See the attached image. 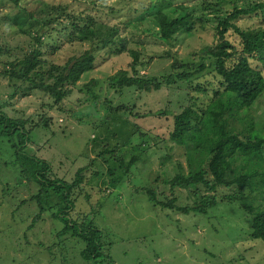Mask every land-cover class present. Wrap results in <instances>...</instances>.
I'll list each match as a JSON object with an SVG mask.
<instances>
[{
    "label": "rangeland",
    "instance_id": "rangeland-1",
    "mask_svg": "<svg viewBox=\"0 0 264 264\" xmlns=\"http://www.w3.org/2000/svg\"><path fill=\"white\" fill-rule=\"evenodd\" d=\"M202 1L26 0L22 7L37 16L41 9L44 10L42 15L52 14L43 5L62 6L69 14L94 16L99 27L118 25L120 36L131 42L128 49L140 51V58L145 63L149 61L139 74L159 79L170 72L172 64V60L165 56L166 51L173 53V58L182 64L196 66L202 60L200 50L214 42V31L206 26L204 31L195 34L178 35L170 45L156 38L158 29L152 17H146L137 25L134 17L144 13V8H152L153 4L170 17L184 14L176 9L180 4L189 11L193 10L197 16L212 17L213 14H208L204 9ZM213 1L222 10L218 16H226L234 7L239 9L251 3L264 4V0ZM17 11L11 3L0 0V109L10 118L24 120L26 130L41 120V116L51 118L48 128L36 129L22 150L46 162L51 170V178L71 184L77 170L85 169L80 173L83 181L72 195L74 208L70 209L69 217L82 226L87 217L102 232L100 252L105 256L101 258L103 264H264V244L248 239V222L243 211L238 209V204H218L206 214H184L153 207L149 203L143 191L148 188L155 190L158 200L168 202L176 198L180 207L195 201L193 189L171 190L166 184L177 173V163L187 172V155L191 153L192 147V141L189 140L185 141L184 146H178L170 140V117L133 118L127 114L113 113L108 109L109 105H103L104 100H107L113 108L125 104L132 110L134 106V114L159 110L178 114L183 107L196 102L197 108L206 111L199 128L209 129L201 143L203 147L209 148L227 130L222 119L223 100L217 99L210 103L213 92L221 90L210 66L189 82L164 86L159 92L143 94L135 89H124L120 94L118 90L108 89V78L119 69L128 70L131 58L120 57L118 62L109 67L97 63L96 68L72 88L71 96L63 101L65 114L62 115L46 107L51 102H48L49 96L45 93L28 91V83L11 81L1 75L4 69L18 72L23 53L31 47L36 32L34 30L30 35H25L17 30L9 21L11 17H18ZM52 16L57 17L54 14ZM60 17L59 24H67V18ZM261 21L258 17L241 18L237 26L260 36L264 33ZM119 22H128V25L122 26ZM49 26L56 33L53 41H49L48 37L44 39L42 51L46 63L41 69L49 68L50 64L61 65L68 56L80 53L85 47L78 43L69 44L62 33L59 36L57 32L61 28L54 22ZM227 37L240 47L235 34L230 32ZM10 63H14L15 67H8ZM250 63L253 67L259 66L252 60ZM91 79L100 81L94 90L99 96L96 102L84 89ZM197 84H201L207 93L195 91ZM252 108L257 119L264 122V92ZM125 117L129 125H125L124 130L122 128L123 134L115 137L118 134L117 127L124 125ZM228 121L238 128L239 124L233 123L232 119ZM139 132L145 138L139 137ZM143 140L148 142L144 156L130 172L125 173L118 160L128 161L132 149L141 146ZM209 149L202 155L193 153L194 158H203V153L208 154ZM107 150H112V153H103L102 157L100 154ZM165 157H169V162L163 164ZM10 159L13 161V152L7 140H0V264H91L81 259L80 253L85 245L80 239L70 234L57 237L63 224L51 216L55 207L39 212L37 203L31 199L39 187L33 182L26 184V181H22L18 168L12 163L9 166ZM241 165V161L234 163L236 175L242 172ZM244 189L245 201L257 195V192L253 194L249 189ZM253 189L257 190V187ZM218 194L228 193L223 189Z\"/></svg>",
    "mask_w": 264,
    "mask_h": 264
},
{
    "label": "trees",
    "instance_id": "trees-1",
    "mask_svg": "<svg viewBox=\"0 0 264 264\" xmlns=\"http://www.w3.org/2000/svg\"><path fill=\"white\" fill-rule=\"evenodd\" d=\"M4 1L11 3L14 9L18 10L17 15L20 19L17 21L18 17L16 19L11 17L9 21L20 33L30 35L32 31L36 30V32L32 37L31 47L23 53L18 72L4 69L1 75L8 77L11 81L28 83L26 87L28 91L38 90L45 93L49 96L48 102H51L46 107L49 110L54 109L55 112L62 113V115L65 114L63 101L71 96L72 88L83 77H87L96 68L97 63L109 67L118 62L120 57L131 58L128 70L119 69L108 78L110 83L108 89L118 90L120 94L124 89H135L136 92L143 94L159 92L164 86L169 87L176 83L189 82L190 79L201 74L210 66L221 88V90L217 89L213 92L210 103L217 99L223 100L222 119L227 129L221 133L220 139L209 147L211 149L205 148L201 144L209 129L199 128L206 111L197 108L196 102L189 103L178 114H171L164 110L134 114V106H132V110L125 104L113 108L107 100H104L103 105H109L108 109L113 113L127 114L133 118L170 117L172 119L170 140L178 146H184L186 140L192 141L191 153L187 155V172L180 163H177V173L172 179L166 181V184L170 186L171 190L193 189L195 201L191 205L180 207L177 205L176 198L165 202L156 198L155 190L151 188L143 190L153 207L184 214L190 212L206 214L209 209L216 208L218 204L226 206H230L232 203L238 204V209L246 215L248 239L264 244V122L257 119L255 110L252 108L264 92V71L260 70L264 69V33L259 36L257 33L248 32L237 26V22L241 18L252 17L260 18L264 25V4L251 3L239 9L234 7L226 16H218L222 12L220 5L213 0H203L204 9L208 14H213L209 18L195 15L193 10L189 11L182 4L176 6V9L184 12L179 17L166 15L167 13L156 4L151 5L152 8H144V13L134 17L135 24H139L146 17H152V21L158 29L155 34L156 38L170 45L178 35L195 34L197 31H204L206 26H210L214 31V42L200 50L202 60L195 64L196 66L182 64L173 58V53L169 50L166 51L165 56L172 60L169 67L170 72L158 79L139 74V71L145 68L149 61L145 63L140 58L142 55L140 51L128 49L131 42L120 36L118 25L99 27L94 16L69 14L62 6L43 5L56 15V18L50 13L42 15L43 9L38 12L37 16H33L22 7V3L26 0ZM110 10L114 9L110 8ZM60 16L67 18V24H59ZM53 22L54 25L57 24L61 28L57 34L61 36L62 33L69 44L78 43L85 47L80 53L68 56L61 65L49 63V68L41 69L46 63L42 51L44 39L48 37L49 41H53L56 33L49 26ZM119 24L127 26L128 22H119ZM230 32L238 37L239 48L237 44L228 39L227 35ZM49 33L51 34L48 35ZM51 44L46 43L48 46ZM250 60L253 63H258L259 66L253 67ZM206 61L209 62L206 63ZM8 67L12 69L15 64L10 63ZM99 82L97 79H91L84 85L86 93L89 94L93 102L99 99V96L94 92ZM194 90L207 93L201 84H197ZM72 114L79 115L75 112ZM40 119L35 124L31 122L32 127L26 130L24 120L10 118L6 112L0 109V140L6 139L13 152V161L10 159L8 164L10 166L12 163L15 168H18L20 179L26 181V184L33 182L39 187L31 199L37 203L40 213L55 207V212H51V216L63 224V229L57 234V237L61 238L70 234V236L80 239L85 245L80 253L82 261L103 264L101 258L105 256L100 252L102 232L94 227L87 217H83V221H86L84 226L77 224L69 217L70 209L74 208L72 195L83 181L80 173L82 174L85 169H78L74 181L69 184L63 180L51 178V170L46 162L22 152L36 129L48 128L51 118L41 116ZM229 119H232L233 123L239 124L238 128L233 127L228 121ZM126 120L128 118L125 117L124 125L117 127L118 134H115V137L123 134L124 126L129 125L127 123L129 120ZM135 128L139 130L137 126ZM137 135L145 138V135L140 132ZM147 144V140H143L141 146L133 148L128 161L118 160L125 173L130 172L139 159L144 156ZM194 149L195 151H193ZM208 149V154L203 153V158H194L193 153L202 155V152ZM103 153L110 155L112 150L102 152L100 154L102 157ZM168 158L165 157L162 163L169 162ZM237 161H241L242 164V172L238 175L233 170V165ZM254 186L257 187V190L253 189ZM244 188L249 189L253 194L257 192V195L251 200L245 201ZM223 189L228 194L219 195L218 191ZM108 261L112 262L110 259Z\"/></svg>",
    "mask_w": 264,
    "mask_h": 264
}]
</instances>
